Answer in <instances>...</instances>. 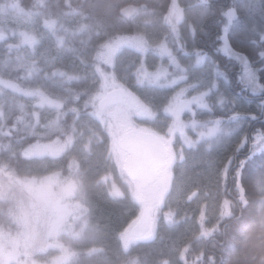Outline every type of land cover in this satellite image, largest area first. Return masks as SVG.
Segmentation results:
<instances>
[{
    "label": "trees",
    "instance_id": "16d2710c",
    "mask_svg": "<svg viewBox=\"0 0 264 264\" xmlns=\"http://www.w3.org/2000/svg\"><path fill=\"white\" fill-rule=\"evenodd\" d=\"M0 2L15 4L28 13H39L72 30L79 29V36L69 35L71 51L62 54L52 43H49V51L57 59L54 69L71 70L73 75L87 73L86 79L66 76L40 81L30 78L26 64L0 59V89L3 90L0 173L5 174L12 185L15 183V188L10 185L4 190L5 194H0V235L20 237L24 227L27 229L19 217L24 209L35 205L26 189V186L36 185L30 180L34 176L51 174L43 185L57 194L58 207L66 215L60 220L59 231L48 239L53 248L50 252L22 246L20 254H16L19 258L12 260L14 264H264V175L258 174L264 155L250 160L237 178L236 170L239 160L246 156V147L233 159L226 178L222 175L239 136L231 137V144L185 157L174 171L178 191L165 200L161 212L156 214L154 238L125 247L121 235L137 219L140 203L134 197V182L109 161V125L119 122L116 114L120 113L113 110V105L111 109L100 108L105 96L119 88L122 94L128 92L151 108L164 103L168 93L143 88L133 70L142 60L148 70H154L159 52L152 46L169 42L175 49L182 39L191 52L193 48L202 49L228 72L231 85L221 80L220 87L235 97L236 111L259 115L257 104L264 97L242 91L237 84L240 69L236 62L217 56L213 49L216 36L227 25L236 50L249 56L253 68L264 67V61L257 56L264 51L261 35L264 34V0ZM174 5L182 12L177 27H172L168 19ZM126 11L134 14L127 16ZM233 11L237 18L229 25L225 13ZM132 37H143L147 41L146 51L141 53L134 43L128 42ZM118 42L119 47H116ZM175 52L180 54L181 49ZM62 61L64 64L60 66ZM69 63L72 65L68 66ZM212 68L211 63L206 65L208 72ZM32 94L41 95V102L47 104L44 113L52 120L48 127L38 131L30 127L31 115L18 101ZM125 103L117 107L133 119L137 109ZM192 106L197 109L195 119L209 117L207 111L198 109L195 104ZM186 113H182L180 122L189 119ZM227 114L217 109L213 115ZM260 128H264V116L244 121L249 147L252 134ZM55 143L65 145L66 149L55 156L42 153L45 147ZM77 165L79 172L75 175ZM103 177L109 181L103 183ZM1 183L2 180L0 188ZM71 183L78 186L73 185L70 195H65ZM109 183L117 187L120 197L111 195ZM238 184L243 185V191ZM40 219L38 215L36 221L30 223L32 227L28 225V231L34 232L35 237L42 236L44 223L39 222ZM71 228L75 235L67 236ZM21 238L22 234L19 243ZM30 243L33 245L32 240Z\"/></svg>",
    "mask_w": 264,
    "mask_h": 264
},
{
    "label": "rangeland",
    "instance_id": "374dc122",
    "mask_svg": "<svg viewBox=\"0 0 264 264\" xmlns=\"http://www.w3.org/2000/svg\"><path fill=\"white\" fill-rule=\"evenodd\" d=\"M133 14V11L125 12V15L127 16H132ZM168 17L172 27H177L181 23L182 19L181 9L174 5L170 9ZM78 33L79 29L72 30V28L63 25L62 22L44 18L39 13L25 12L19 9L15 4L8 5L6 2H0V59L14 60L19 64H26L28 66L27 72L30 78L40 81H47L50 79L55 80L66 76H79L83 79H86V72H83L81 75H73L71 70L63 71L61 69H54L55 65L57 64V59L51 56L49 51V43H52V45L57 48V51L61 52L62 54L71 51L72 47H70L69 35L79 36ZM184 41L186 40L179 39L175 49H172L171 43H163L166 44L167 48L180 60L181 63L188 64L193 56L186 57L184 55L181 45H183L188 50V52L191 53ZM128 42L134 43L131 39H128ZM152 47L156 48V45ZM179 48L181 49V53L177 54L175 51H177ZM158 55L156 67L157 65L162 64L164 67L168 68L169 72H172L174 75H179V72L175 71L169 64V58L167 55L161 56L160 52ZM59 64L62 66L64 61L60 62ZM71 65L72 64L69 63L68 66ZM156 67L154 70L148 71H155ZM206 72L208 79H211L212 70L210 72L206 70ZM135 78L143 88L150 91L167 92L168 95L164 103H162L156 109L144 104L141 102V100L132 94H129L128 92L124 91L122 94V88L111 90V92L105 96V98L101 101V104L104 105V108L106 106L107 108H110L113 105V110L120 113L118 116L113 110H110L116 114L119 122H114L113 124L109 125L111 137V152L109 155V161L118 165L121 171L124 173L123 165L125 160L128 158L129 151L122 143H120V138L129 133H137L138 135L142 136V138H148L151 142L158 144L161 148H163L165 154V165L164 167L158 169L157 175L154 178L148 180L147 184L144 186L141 184L142 178H140V176V179L137 181L131 180L134 182V197L140 203V209L137 219L128 227L123 235H121V241L127 248L137 243L150 241L154 238L157 225L156 214L161 212L165 200L169 198L171 194L178 191L177 187H179V185L176 187L177 181L174 171L176 167L180 165L183 159L185 157L187 158L188 156H194V154L198 151H207L212 148H218L221 146L223 147L229 144V140H231L225 138L221 139L218 143L215 141L212 143L201 141L195 147L191 148L185 145L184 136L190 137L195 141L197 139V133L200 131L199 127L195 131L193 130L189 123L193 117L190 112L185 110L182 113L185 114V112H187L186 114H188L189 119L184 121L186 124H188V126L184 128V135H182L180 131V120L178 121L172 112H165L164 108L169 102L175 106L180 101L189 99L195 92L201 90L199 88L188 89L187 92L181 95V90L187 88V85L193 82L192 79H189L188 81H179L174 86L162 88L160 85L165 83L163 80H161L159 84H156L148 80H143V78ZM171 78L172 77L170 76L169 79ZM2 93L3 90L0 89V101L2 100ZM40 97L32 94L31 96H28V98L21 97L18 99L21 106L25 108V111H29L31 115L29 125L33 130L36 131H38L39 128L48 127L52 122V120H48L47 115L44 113L47 104L42 103L43 100L42 97ZM174 97L176 99H174ZM212 99H215V94L213 95ZM124 101H126L125 104L132 105L137 109V116H134L133 119L129 118L125 110H120V107H117ZM182 113H180V118ZM176 123H180L179 126L178 124L176 126ZM169 128L173 129L174 131L170 133ZM69 146L68 148H70ZM65 149V145H58L55 143L49 147H45L42 153L55 156ZM33 153L36 154V150ZM76 172H79L78 165L77 167L75 166L74 169L75 175H77ZM4 175L5 174L0 173V180H2L1 188L3 185V188H0V194H5L6 191L4 190L10 185L15 188V183L12 185L11 181ZM50 175L51 174H47L45 176H34L30 180L36 185H25L30 198L35 201V205L31 206L29 209H24L22 214H20L19 221H23V224L25 223L27 228L25 230L24 227L21 233V243L18 242L21 234L20 237L15 236L12 238L0 235V264H14V261L12 260L19 258L20 255L16 254H20V248L22 246L24 248L27 246L32 247L35 251L40 249L39 251L44 250L50 252V250L53 249L49 244L48 239L54 234V232L57 233V231H59L61 224L60 220H64L66 215L65 211L58 207L59 204L57 201V194L52 192V190L48 188V185H43L48 182L47 179H50ZM108 179L107 177H103L101 181L106 183V181H109ZM3 182H6V185ZM41 184L43 185L42 187H40ZM73 185L74 184L71 183L70 188L65 191V195H70L72 187L76 185L78 186V184L74 186ZM109 185L111 187V189L109 187V192L111 195L114 197H120L121 194L117 187L110 183ZM30 198L28 199V204L30 202ZM36 202L39 204V207H37L38 212L36 209ZM38 215H41L39 222L42 220L44 226L41 231L42 236L35 237L34 232L31 230L28 231V225L32 227L30 223L35 222ZM144 217L147 218V230L141 235H134L133 229L141 222L142 218ZM140 224L142 226V223ZM71 231L72 228L71 230L67 231V236L75 235L72 234ZM75 237L78 238L80 235H76ZM31 240L33 245L30 243ZM15 264H17V262H15Z\"/></svg>",
    "mask_w": 264,
    "mask_h": 264
},
{
    "label": "snow or ice",
    "instance_id": "6c2138e0",
    "mask_svg": "<svg viewBox=\"0 0 264 264\" xmlns=\"http://www.w3.org/2000/svg\"><path fill=\"white\" fill-rule=\"evenodd\" d=\"M229 19V25L232 24L233 19H236V13L228 12L225 13ZM262 39H264V34ZM192 37L195 39V32H192ZM134 42V46L138 51L143 53L146 51L147 41L143 37H132L130 38ZM216 46L213 49L217 56H223L226 60L235 61L239 67V72L236 75L237 84L240 86L242 91L248 92L254 97H264V67L253 68L249 56L237 51L234 44L232 43L230 29L225 25L220 35L216 36ZM116 47H119V42ZM160 55H167L169 58V64L175 71L179 72V75H174L168 71L167 67L162 64L157 65L155 71H148L143 60L133 70V75L137 78H143L153 83L159 84L161 80L165 83L161 84L160 87H171L176 85L179 81H188L192 79L193 82L187 85V88L181 90V95L188 91V89H201L195 92L189 99L180 101L177 105L173 106L171 102L164 108L165 112H172L176 119L180 120V113L187 110L191 113L193 119L189 122L193 130L195 131L198 127L200 131L197 133V139L194 141L190 137L184 136V143L189 148L195 147L201 141H207L208 143L219 142L221 139H230L233 136H239V141L233 150V154L227 159L225 168L222 169V175L226 178L227 169L231 166L233 159L239 155V153L248 147V151L244 159L239 160V167L236 170V176L239 178L244 167L247 166L248 162L254 159L257 155H264V128L256 129L251 137V144L249 147V137L247 131L244 129V121L248 118L253 120L259 119L260 116H264V99H260L257 104L256 113H242L236 111L237 101L235 97H231L226 94L224 89L220 87V81L223 80L225 85H231V77L227 71L220 68L217 61L213 60L212 57L202 49L193 48L192 52L181 45L184 55L186 57L193 56L188 64H183L180 60L167 48L163 42L156 45ZM114 51V49H113ZM194 54V55H193ZM257 56L260 61H264V51L258 52ZM135 62H133L134 64ZM211 63L213 65L211 79H208L207 72L205 70L206 65ZM132 66L131 64L129 65ZM172 77L169 79V77ZM215 94V99L212 97ZM174 99H176L174 97ZM195 104L198 109L207 111L210 115L204 120L195 119L196 108L192 105ZM231 105V107H227ZM219 109L221 112L227 111V116H214L215 110ZM188 124L181 121L180 131L184 135V128ZM174 130L169 128V132L172 133ZM259 175H264V161H261L259 169ZM238 187L243 191V185L238 184Z\"/></svg>",
    "mask_w": 264,
    "mask_h": 264
},
{
    "label": "water",
    "instance_id": "95a60500",
    "mask_svg": "<svg viewBox=\"0 0 264 264\" xmlns=\"http://www.w3.org/2000/svg\"><path fill=\"white\" fill-rule=\"evenodd\" d=\"M100 108L103 109L104 105L100 104ZM120 142L129 151L123 171L130 180H135L138 173H142L144 179L155 177L156 170L164 167L165 157L162 148L148 138H142L137 133H129L122 136ZM140 223L133 229L134 235H141L147 230V218H142Z\"/></svg>",
    "mask_w": 264,
    "mask_h": 264
},
{
    "label": "flooded vegetation",
    "instance_id": "af4514ba",
    "mask_svg": "<svg viewBox=\"0 0 264 264\" xmlns=\"http://www.w3.org/2000/svg\"><path fill=\"white\" fill-rule=\"evenodd\" d=\"M141 137H142V136H141ZM157 145H158V144H157ZM158 146H159V145H158ZM159 147H160V146H159ZM160 148H161V147H160ZM162 150H163V148H162ZM127 152H128V151H127ZM163 155H164V157H165L164 150H163ZM128 156H129V152H128ZM157 171H158V169L156 170V175H157ZM139 176H140V178H142V182H141V184H142L143 186H144L145 184H147V181H148V180L154 178V177H149L148 179H144L142 173H138L137 178L135 179L136 181L140 179Z\"/></svg>",
    "mask_w": 264,
    "mask_h": 264
}]
</instances>
